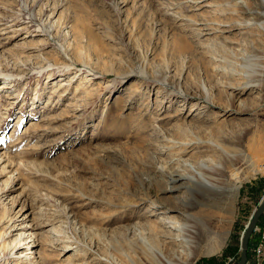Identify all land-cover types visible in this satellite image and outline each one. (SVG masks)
<instances>
[{"label": "rangeland", "instance_id": "rangeland-1", "mask_svg": "<svg viewBox=\"0 0 264 264\" xmlns=\"http://www.w3.org/2000/svg\"><path fill=\"white\" fill-rule=\"evenodd\" d=\"M222 1L0 0V264H99L134 248L147 222L196 225L219 196L182 162L216 166L222 151L257 167L232 181L221 252L187 263L239 262L264 198V158L249 150L264 152V88L232 96L241 62L196 36ZM177 143L202 157L170 155ZM170 171L188 174L172 193ZM259 225L247 264H264V215Z\"/></svg>", "mask_w": 264, "mask_h": 264}, {"label": "bare ground", "instance_id": "bare-ground-1", "mask_svg": "<svg viewBox=\"0 0 264 264\" xmlns=\"http://www.w3.org/2000/svg\"><path fill=\"white\" fill-rule=\"evenodd\" d=\"M210 1L211 0H189V4H192V6L188 7L190 9L210 8L212 7ZM184 4H186V2ZM213 8V11L208 13L210 18L195 21L193 24L195 26L196 36L200 40L206 35L215 36L222 41L216 43L215 47L220 45L231 54L232 58L235 60L234 62H241L239 70L231 74L230 83L225 86V88L229 91L231 90L232 96H234V94L238 95L245 93L249 90L261 91L264 88V0H223L222 3H218V5L213 3ZM225 34H229L230 36L233 35L234 38H230L229 35L224 36ZM237 34L242 36L244 40L239 38L240 42L236 41L237 39L235 36L238 37ZM245 36L254 37V39L248 43V41L245 40ZM256 37L260 39L256 40ZM258 42L260 46H257ZM239 43V48H236V45H239ZM186 48V44L181 46L183 50ZM259 147L262 148L261 146ZM190 149L191 144L189 143H177L172 144L170 150H168L170 155L178 156L179 158L188 155H190V157H202V155H196L194 153L195 151L193 152V150ZM249 150L258 157L260 155L264 158V152L261 155L259 149H253L254 151L252 149ZM222 152L226 159L216 166H207L203 164L196 169L195 165L190 166L186 162H182V165L188 168L189 172L195 173L197 182L204 185L208 190L218 194L219 199L216 205L218 212L216 214L210 213L209 215H205L206 217L203 220H197L194 226L187 223L181 227L178 219L174 217H168L169 223L161 221L160 223L159 221L158 223L147 222L142 226V231H139L138 239L135 238L136 245H134V248H129L127 254H120L112 259V261L104 262L99 259L97 263L188 264L187 259L192 256L195 250H201L204 255H213L221 252L227 241L229 235L228 230L235 213L237 188L232 185V181L243 169L252 173L257 167V165L249 159L247 154L243 155L239 152L238 154H229L226 151ZM257 169L258 171L264 172V165L258 166ZM158 171H160L163 176L164 169L161 168L158 169ZM207 172L218 175H208ZM176 174H178V176H175ZM165 176V178L168 177L170 179V184L173 185L170 188L171 193L178 189L176 182L179 178L188 179V174H179L175 171L167 172ZM189 179L192 181L193 177H189ZM165 190H169L168 184ZM171 210L173 209H168V211ZM154 212H156V210ZM259 221L253 235L259 232ZM196 228H198V230H196ZM127 232L133 234L136 230L129 229ZM174 232H177V238ZM180 248L182 249L181 251L177 250ZM131 251H133V254L130 253Z\"/></svg>", "mask_w": 264, "mask_h": 264}, {"label": "water", "instance_id": "water-1", "mask_svg": "<svg viewBox=\"0 0 264 264\" xmlns=\"http://www.w3.org/2000/svg\"><path fill=\"white\" fill-rule=\"evenodd\" d=\"M264 214V198L260 201L258 207L254 210L249 223L247 224L245 231L241 238V258L236 264H247L248 262V250L250 245V239L255 231L259 219Z\"/></svg>", "mask_w": 264, "mask_h": 264}, {"label": "built area", "instance_id": "built-area-1", "mask_svg": "<svg viewBox=\"0 0 264 264\" xmlns=\"http://www.w3.org/2000/svg\"><path fill=\"white\" fill-rule=\"evenodd\" d=\"M259 231H261V230L259 229Z\"/></svg>", "mask_w": 264, "mask_h": 264}, {"label": "trees", "instance_id": "trees-1", "mask_svg": "<svg viewBox=\"0 0 264 264\" xmlns=\"http://www.w3.org/2000/svg\"><path fill=\"white\" fill-rule=\"evenodd\" d=\"M260 222V221H259Z\"/></svg>", "mask_w": 264, "mask_h": 264}]
</instances>
